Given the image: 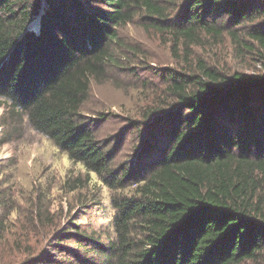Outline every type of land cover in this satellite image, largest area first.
<instances>
[{"label":"trees","instance_id":"1","mask_svg":"<svg viewBox=\"0 0 264 264\" xmlns=\"http://www.w3.org/2000/svg\"><path fill=\"white\" fill-rule=\"evenodd\" d=\"M261 3L0 0V102L116 191L104 234L72 225L39 253L26 246L22 264H264V78L201 60L188 74L167 71L168 96L109 138L82 112L92 80L133 72L126 52L139 50L118 30L134 19L168 35L174 54L203 32L263 56Z\"/></svg>","mask_w":264,"mask_h":264},{"label":"rangeland","instance_id":"2","mask_svg":"<svg viewBox=\"0 0 264 264\" xmlns=\"http://www.w3.org/2000/svg\"><path fill=\"white\" fill-rule=\"evenodd\" d=\"M260 1L264 10V0ZM257 20L264 22V13ZM118 33L139 52H126L131 74L115 71L90 82L82 112L102 120L97 130L100 138L119 134L128 118L140 121L146 110L168 96L167 71L188 74L197 60L228 77L239 73L264 78V54L259 55L255 45L250 53L236 49L225 33L217 39L199 33L188 52L181 46L175 54L168 35L145 29L138 19ZM130 137L127 132L116 162L129 148ZM0 141H5L0 145V199L8 207L0 229V264H22L26 246L39 253L72 225L105 233L114 212L109 196L116 191L98 182L93 174L86 175L79 164L32 130L24 115L1 102ZM76 176L81 183L71 190L66 180Z\"/></svg>","mask_w":264,"mask_h":264},{"label":"water","instance_id":"3","mask_svg":"<svg viewBox=\"0 0 264 264\" xmlns=\"http://www.w3.org/2000/svg\"><path fill=\"white\" fill-rule=\"evenodd\" d=\"M43 0H40L41 4H42ZM41 12V9L39 10V13ZM39 18V15L36 16L35 20L30 24V28H35L37 25V20Z\"/></svg>","mask_w":264,"mask_h":264}]
</instances>
